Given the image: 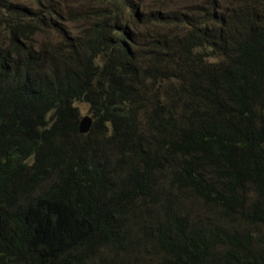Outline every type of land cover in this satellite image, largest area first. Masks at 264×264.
<instances>
[{"label":"trees","instance_id":"trees-1","mask_svg":"<svg viewBox=\"0 0 264 264\" xmlns=\"http://www.w3.org/2000/svg\"><path fill=\"white\" fill-rule=\"evenodd\" d=\"M235 1L145 40L134 0L86 36L0 0V264H264V0Z\"/></svg>","mask_w":264,"mask_h":264},{"label":"rangeland","instance_id":"rangeland-1","mask_svg":"<svg viewBox=\"0 0 264 264\" xmlns=\"http://www.w3.org/2000/svg\"><path fill=\"white\" fill-rule=\"evenodd\" d=\"M14 1L20 5L28 4L32 9L34 8L35 11L39 10L43 14L49 13L48 9L51 5L53 7L55 4H60L56 8H58L60 13L65 16L66 24H69L71 19L83 14L88 17V19H84V25L87 26L85 30L87 31H84L81 35L86 36L87 32H92L94 27L97 25L95 22L96 19H99L100 21L108 20L107 23L109 28H113L116 25L115 19H113V17L115 15L117 16V14H120V11L116 7V3L120 2L121 0H47L44 1L45 3L42 7H40L35 0ZM258 1L260 2V0ZM134 2L140 3L142 5L140 13L141 19L134 27H131V32L133 35L134 33H137L141 36H144L145 40H147L150 36H156L158 32L167 34L170 38H176L183 34H187V31H189L190 27H188L186 24L189 20H191L193 26L196 23L205 20V17L211 13H217V11L220 12L222 10H230L237 4L235 0H134ZM247 6L253 9V1L251 0L248 2ZM184 7H186V10L183 9ZM159 9H165L167 11L165 13L164 20L158 21L157 23L146 21L148 13L154 14V11ZM173 12L182 14L183 21L179 27L175 26L177 21ZM241 13L244 15L242 10ZM247 13H249L248 10H246V14ZM119 21L120 19L118 17V22ZM203 25L209 28L210 23L208 25L204 23ZM70 31L74 34H78L77 26H72ZM110 35L115 34L111 33ZM35 36L37 38L36 40H38L40 44H49L50 47H52L54 42L57 40L56 33L52 31H39ZM38 41H35L36 46L39 45ZM62 56L65 57V54ZM99 59L101 60V58ZM221 59L215 57L213 61L217 63ZM60 60L63 59L58 58L57 63H55V67L57 68L55 71L62 73L59 66ZM168 84H171V82L168 81ZM166 89L169 88L166 87ZM75 105L80 109L82 118L85 116H92L88 103L78 101L75 103ZM143 111L145 112L147 110L144 108ZM196 203L192 204V207L194 208V212L196 214H200L202 210L200 209L198 202ZM106 251V256H110L109 248H106ZM138 253L140 257L143 255V253L140 251ZM160 260L161 254L156 255L154 253H149V256L144 255V258L141 259L140 264H160Z\"/></svg>","mask_w":264,"mask_h":264},{"label":"water","instance_id":"water-1","mask_svg":"<svg viewBox=\"0 0 264 264\" xmlns=\"http://www.w3.org/2000/svg\"><path fill=\"white\" fill-rule=\"evenodd\" d=\"M92 118L87 116L85 118L82 119V122L80 124V129L82 132H87L90 130L91 126H92Z\"/></svg>","mask_w":264,"mask_h":264},{"label":"clouds","instance_id":"clouds-1","mask_svg":"<svg viewBox=\"0 0 264 264\" xmlns=\"http://www.w3.org/2000/svg\"><path fill=\"white\" fill-rule=\"evenodd\" d=\"M85 117H87V116H85ZM85 117H84V118H85ZM89 117H91V118H92V121L94 122V120H93V117H92V116H89ZM82 119H83V118L81 117L80 124H81V122H82ZM93 122H92V126H93ZM92 126H91V128H92ZM91 128H90V130H91ZM79 129H80V126H79ZM90 130H89V131H87V132H82V131H81V129H80L81 133H83V134L89 133V132H90Z\"/></svg>","mask_w":264,"mask_h":264}]
</instances>
